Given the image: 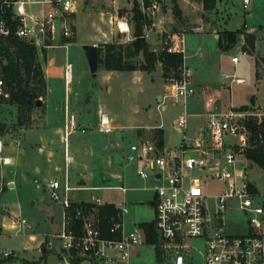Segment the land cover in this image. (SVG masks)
I'll return each mask as SVG.
<instances>
[{
  "label": "rangeland",
  "instance_id": "rangeland-1",
  "mask_svg": "<svg viewBox=\"0 0 264 264\" xmlns=\"http://www.w3.org/2000/svg\"><path fill=\"white\" fill-rule=\"evenodd\" d=\"M175 1L165 0V10H163L162 17L165 18L166 26L176 33L181 28H186V30H182L188 49L186 62L193 73V84L197 91L196 96L191 98L186 106L168 100L165 111L157 109L162 102L159 101V97H163L166 93L164 84L171 79L164 77L160 63L155 72L142 71L141 76L133 74L134 71L112 74L107 72L102 64L97 76L94 77L90 71L83 46L98 45L105 48L107 45L121 46L132 43L135 40L133 10L137 4L143 10L140 0H83L82 10L68 16L64 23L70 30L71 37L64 38L60 33L56 39L48 40L51 45L47 47L46 53L44 50L39 51L40 63L45 77L50 74L47 77V95L40 99L42 100L41 107L34 110L30 120L25 125H20L17 107L6 104L0 105V129L2 130L0 134L8 133V139L17 131L26 135L30 129H35L34 125H38L39 119H42L38 115L43 114L44 111L42 110L48 103L52 109L50 119L55 122L49 137L52 140V147L54 151L65 156V148L68 146L71 158L75 161H79L80 158L83 159L82 153L75 156V147L82 150L88 144L90 140L88 127L89 125L94 127L98 123L97 106L100 105L106 109L108 111L106 113L110 117L117 114L120 117V123L128 125V129L124 131L126 143L120 148L122 152H117L116 156L113 157L114 163L118 161L121 164L119 167H114V169L116 168L115 174L121 173L122 176L119 177L121 180L119 181L118 177L114 175L112 182L106 183L107 178L99 176L96 181L89 183V185L91 187H117L124 182L123 185L130 191L126 196L119 191L112 190L88 191L84 194L75 192L72 194V198L82 195L91 201L92 196H98L104 202L122 208L124 201H126L128 212L124 221L126 230L130 232L136 229V225L154 221L153 200L154 188L157 185L154 180H143L138 176L137 171L140 166L137 162L131 163L122 157L126 152L125 149L127 150L132 142L137 141V138L155 141L156 130L162 125L166 151L178 152L185 137L196 136L207 121L206 102L210 97H213L224 108L227 106V109L229 107L241 108L244 111L264 113V39L260 40L258 45L257 35L248 33L246 28L247 26L251 30H258V34L264 37V0H253L247 10L244 9L242 3L234 6L229 5L228 10L221 11L218 9V2L216 9L211 12L205 11L203 4L198 0ZM175 5L182 13V21L178 20L175 15ZM33 10L38 15L41 6L35 5ZM225 13L227 16L224 17L223 14L225 15ZM145 14L149 13L146 12ZM221 15L227 21V28L235 31H220L224 29V27H219ZM112 17L114 24H110ZM149 18L151 19V17ZM120 19L129 21L133 30V41H129L127 36L119 31L117 21ZM200 27H204V31H198ZM238 31L242 34L237 35L236 42L231 45L225 32L236 33ZM207 32L219 35V41L223 40L225 47L229 46V49L224 50L217 46V41L209 39L205 34ZM153 37H157L159 40L157 38L147 40L150 49L160 52L161 35L155 33L151 38ZM67 41L68 43H65ZM195 53H197L196 56ZM251 55H255V57ZM236 57L239 58L237 65L233 63V59ZM130 62L139 68L144 63V57L139 55L131 59ZM67 63L73 65L70 84L65 76ZM104 72L107 73L104 74ZM195 74L196 77L200 75V81H195ZM231 75H236L237 79L244 80L245 83L231 84L230 80H222V76ZM203 81H206L205 85L211 90L209 95L203 91L204 88L199 87ZM202 85L204 86V84ZM108 87H110V91ZM253 101L255 102L254 106H252ZM63 105L66 110L71 108L78 121L77 128L68 136L67 142L64 138L67 119L64 121L65 114H61L59 110ZM185 114L189 115L187 133L175 127L176 120ZM60 115L62 122L57 123ZM83 129H86V134L82 132ZM97 136L102 139L107 138V135L102 133L97 134ZM12 139L5 140L4 144L12 148ZM35 140H33L34 144L36 143ZM34 148L36 147L34 146ZM188 155H192V153ZM43 157L46 158L47 155L44 154ZM101 159H104L105 163L107 161L106 155H103ZM247 165L248 180L257 187L259 192L264 193V171L248 160ZM66 166L67 170H73L75 164L73 161L67 164L66 161ZM62 167L65 169V165ZM4 170L6 179L13 178L16 187L9 189L7 183L6 192L2 191V187L0 188V230H2L0 255L12 251L15 254L12 259L3 258L6 260V264H24L23 259L33 261L38 258V254L33 251L35 243L30 241L29 234H36L41 238L43 235L56 233L55 231L63 219L64 208L62 204L57 202L51 207L47 206L45 203L47 193L43 187V181L40 179H38V183L41 186L38 188L37 178L33 175L18 178V167L9 166L5 167ZM220 187V184H214L210 187V192L215 193L216 189ZM7 212L13 214V217L18 220H26L30 226H35V230L31 231L24 228V231L20 233L3 230V223H5L3 219L4 216L8 215ZM194 245L200 246L199 243ZM164 257L166 256L164 255ZM38 262L36 264H62L64 260H60L56 254H51L46 262L40 263L39 260ZM159 262L156 249L146 245L140 248L139 256L135 258L132 264H159ZM166 262L168 261L166 260Z\"/></svg>",
  "mask_w": 264,
  "mask_h": 264
},
{
  "label": "built area",
  "instance_id": "built-area-1",
  "mask_svg": "<svg viewBox=\"0 0 264 264\" xmlns=\"http://www.w3.org/2000/svg\"><path fill=\"white\" fill-rule=\"evenodd\" d=\"M142 9L153 20L144 38L151 31L161 35V51L181 55L184 65L179 78H171L158 110L165 111L168 100L187 105L196 96L193 73L186 66L187 48L185 34L166 28L165 0H140ZM253 0H242L247 10ZM83 0H5L3 5L11 7L14 18L20 21L17 35L35 44L39 51L46 48L48 40L61 33L71 37L64 24L68 16L82 10ZM40 5L35 14L33 6ZM158 20V23H157ZM114 24V18L110 19ZM119 31L133 41V30L128 20L117 21ZM158 28V30H156ZM149 29V31H148ZM10 30L0 23V34L9 35ZM247 54L246 52H243ZM237 65L239 58L233 59ZM73 65L67 63L65 76L70 84ZM232 83L243 84L236 75L225 77ZM9 98L6 81L0 68V99ZM65 141L77 128V117L66 110ZM257 128V140L264 145V113L230 108L225 112L208 116L196 136L185 137L178 152L160 149L156 141H141L131 146L128 162H142L137 174L143 180H154L153 206L155 209L154 230L158 241L147 242L146 230L136 225L127 231L124 217L128 212L127 202L118 208L117 217H111L106 237L99 209L110 205L101 197L92 196L91 201L77 204L72 194L80 191H119L124 196L130 189L123 184L117 187L73 186L68 172L63 181L47 182L48 194L53 202L64 208L62 225L58 232L45 235L46 249L58 254L62 264H132L139 256L140 248L149 245L161 254L159 264H264V193L248 180L246 151L251 147L250 123ZM189 115L181 116L175 127L187 133ZM101 132H110V119L102 115L99 121ZM162 128V125L159 126ZM82 132L86 134V129ZM4 144L0 140V162L11 165L12 158L4 157ZM192 153V155H188ZM67 164L70 161L68 146L65 148ZM221 187L211 193L210 187ZM79 204V203H78ZM20 233L24 228L32 229L26 220L15 223ZM2 230H0V235ZM160 237L163 242L160 243ZM199 243L200 246L194 245ZM14 252L3 253L5 259L14 257ZM164 255L166 257H164ZM165 258V259H164ZM166 260L168 262H166Z\"/></svg>",
  "mask_w": 264,
  "mask_h": 264
},
{
  "label": "crops",
  "instance_id": "crops-1",
  "mask_svg": "<svg viewBox=\"0 0 264 264\" xmlns=\"http://www.w3.org/2000/svg\"><path fill=\"white\" fill-rule=\"evenodd\" d=\"M235 4H242V0H219V6L218 9L219 10H228L229 5L234 6ZM220 11V12H221ZM222 16V15H221ZM223 16H227V13H225V15L223 14ZM220 19L221 21L219 22V27L222 28L224 27V29L220 30V31H235V30H229L226 26L227 21L223 19ZM166 28L168 30H171L170 28H168V26H166ZM246 28L248 29V33L250 34H256L257 35V40H258V45L260 43V40L264 39V37H261L260 34H258V30H251L249 29L247 26ZM182 30H186V28H181ZM237 30V29H236ZM149 31V29H148ZM198 31H204V27H200L198 28ZM204 33V32H202ZM155 32L151 31L149 34V37L147 38V40L149 41V39H156L155 37L151 38L152 35H154ZM209 39L215 40L216 45L219 46L221 48V42L225 45V42H223V40L218 39V36L216 33H205ZM157 36V35H156ZM218 39V40H217ZM157 40H159L157 38ZM158 42V41H156ZM259 47V46H258ZM257 47V48H258ZM104 48V47H103ZM188 50V49H187ZM105 54V48H104V53L103 56ZM197 55V53H195V56ZM194 56V57H195ZM254 56L255 55H251ZM193 58V56H192ZM185 64L187 67H189L188 63L185 61ZM190 68V67H189ZM196 73L198 74L197 70H195ZM107 72H111L113 73H118L119 71H107ZM107 72H104V74H106ZM133 74L136 75H142V71H134L132 72ZM50 76V74H48L46 76V81H47V77ZM225 76V75H224ZM222 76V80H230L231 79H225V77ZM201 77L200 75L195 74V81H200ZM204 84V86L202 85ZM202 84L199 85V87L204 88L203 91L209 95V93H211V90L208 89V87L205 85L206 81H203ZM231 84H234L231 82ZM165 86L167 85V83L164 84ZM108 90L110 91V87H108ZM194 98V97H193ZM231 107H229L228 109H230ZM39 109V108H38ZM226 108H224L222 105H220V103H218L213 97H210L209 100L206 102V110H207V119L208 116L212 113H220L223 112ZM227 109V110H228ZM51 107L48 105V103L46 104V107L43 108L42 113H40L38 116L42 117V119H39V123L38 125H34L35 129H30L26 135H23L22 133H20V131L15 132V134L8 138V139H12L11 141H13V145L12 148L8 147L7 145H5L4 141L8 140L7 136L8 133H4V134H0L2 136H0V140L3 141L4 144V157H10L12 158V164L11 165H3L0 162V188L3 189V192L7 191V188L9 189H14L16 187V183L14 181L13 178L10 179H6L5 173H4V169L5 167H9V166H16L18 167V171H17V176L18 178H25L26 176H34L37 178L36 182L38 184V188H40L41 185H39V181L38 179H40L41 181H43V187L47 193V198L45 199V203L47 204V206L51 207L54 205L55 202H53L48 194V187H47V182L49 181H53V180H60L63 181L66 175V172H68L69 175V179L70 182L72 183L73 186H87V187H91L89 185V183H92L94 181L97 180V178L99 176H104L106 177V183H111L112 180L114 179V175L116 177H118V180L120 181L121 178H119L121 175V173L119 172V174H115V170L114 169L115 166H121V164L117 162L114 163L113 161V157L116 156L117 152H122V149L120 150V148H122L124 146V144L126 143V139H124L125 135L124 131L127 128L128 125H124L120 123V117L115 114L113 116H109L108 112L106 109L100 107V105L97 106V111H98V123L97 125H94V127L90 126L88 127V133H89V137L90 140L88 142V144H86L84 146V148L81 150L79 147H75V156H77L78 154L82 153V157L83 159H79V161H75L71 158L70 156V161L69 162H74L75 167L73 168V170L68 169L67 170V166H66V157L63 154H59L56 151H54L53 147H52V140L49 138L50 134H51V128L53 126V124H55V122H52V120L50 119L51 117ZM61 114L64 113V121H66V119H68L67 113H66V107L63 105L62 107L59 108ZM70 114L72 113L71 108L68 109ZM102 115H106L109 119H110V123L113 127V130L110 132H100V127H99V121ZM58 118V117H57ZM62 122V118L60 115V118L57 119V123ZM36 123V122H35ZM206 124V122H205ZM204 124V125H205ZM203 126V125H202ZM105 134L107 135V138H99L97 136L100 134ZM126 133V132H125ZM35 140V144L33 142V140ZM141 141H146V140H141L139 138H137V141L132 142L128 149H125V154L122 157H125V161L127 156L131 153V146L141 142ZM7 144V143H6ZM34 146L36 148H34ZM46 154L47 157H43V155ZM103 155H106L107 157V161L104 163V159L102 160L101 158H103ZM79 156V155H78ZM45 158V159H44ZM116 158V157H115ZM116 160V159H115ZM120 160V159H119ZM139 164V168L143 167V163L142 162H137ZM63 165H65V169H63ZM123 165V163H122ZM70 167V166H69ZM115 177V178H116ZM63 178V180H62ZM8 183V187L6 188V184ZM124 184V182H123ZM0 189V191H1ZM84 192L86 191H80L77 193L80 194H84ZM88 192V191H87ZM74 201L78 204L83 203V202H87L89 201L88 199L84 198L82 195H80L79 197L75 196L73 197ZM114 205V204H113ZM116 206V205H115ZM118 207V206H117ZM8 215L4 216L5 218L3 219L5 221V223H3V230L5 231H17V229H15V223L21 221L18 220L16 218L13 217V214L7 212ZM62 225V221L61 224L59 226V228L55 231L58 232L60 230V227ZM29 229V228H26ZM31 231L35 230V226H32V229H29ZM24 231V229L22 230ZM47 235V234H46ZM44 236L43 235L41 238H39L36 234H29V239L32 243H35V246L33 247V251H35L38 254V258H35L33 261H30L29 259H23V263L24 264H36L39 263L38 260L41 262L43 261H47V258L51 255V254H56L53 252H50L46 249L45 245L43 244L44 242ZM58 256V258L61 260V257L56 254ZM3 254L0 255V264H6V260H10V259H3Z\"/></svg>",
  "mask_w": 264,
  "mask_h": 264
},
{
  "label": "trees",
  "instance_id": "trees-1",
  "mask_svg": "<svg viewBox=\"0 0 264 264\" xmlns=\"http://www.w3.org/2000/svg\"><path fill=\"white\" fill-rule=\"evenodd\" d=\"M4 1L0 0V23H4L10 32L8 36L0 34V68L6 81L9 98L0 99V105L16 106L18 122L20 125H25L30 120L31 114L36 110L37 102L47 95V81L40 63L39 49L35 44L17 35V30L21 25L20 21L14 18L11 7L3 5ZM198 1L203 4L204 10L207 12L215 10L219 2V0ZM149 2L150 0H145L146 4ZM174 2L176 1L174 0ZM133 12L135 40L128 45H107L100 65H104L107 71L130 72L141 70L153 73L160 63L165 78H179L184 65L183 56L163 51H152L147 39L144 38L147 28L152 25V20L144 13V10H141L138 4ZM175 15L178 20L182 21V13L177 5H175ZM239 34H242V32H225L231 45L236 42V37ZM220 42L222 49H229V46L225 47L222 41ZM65 43H68V41ZM49 45L51 44L47 41L46 48L43 49L44 53H46ZM139 55H143L144 63L138 68L130 60ZM250 129L252 131L251 147L246 151V157L248 161L264 171V145H260L257 140V128L254 121L250 123ZM0 133H2L1 129ZM155 141L160 149H165V134L162 128L156 130ZM75 205L77 207L82 206V204ZM118 212V208L113 204L99 209L106 237H111L109 233V228L112 225L110 218H116ZM141 226L146 230L147 242L149 244L156 243L158 235L154 230V224L145 223ZM158 257L161 261L160 253H158Z\"/></svg>",
  "mask_w": 264,
  "mask_h": 264
},
{
  "label": "water",
  "instance_id": "water-1",
  "mask_svg": "<svg viewBox=\"0 0 264 264\" xmlns=\"http://www.w3.org/2000/svg\"><path fill=\"white\" fill-rule=\"evenodd\" d=\"M83 50L88 60L90 71L95 77L97 76L99 72L100 63H101V60L103 59L104 48L98 45H84ZM159 101H162V97H159ZM41 105H42V100H39L37 102V108L41 107ZM254 105H255V102L253 101L252 106ZM162 242L163 240L160 237V243Z\"/></svg>",
  "mask_w": 264,
  "mask_h": 264
}]
</instances>
